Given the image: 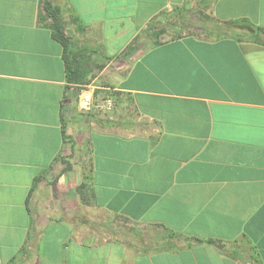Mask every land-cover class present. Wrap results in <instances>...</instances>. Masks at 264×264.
<instances>
[{
	"label": "crops",
	"instance_id": "obj_1",
	"mask_svg": "<svg viewBox=\"0 0 264 264\" xmlns=\"http://www.w3.org/2000/svg\"><path fill=\"white\" fill-rule=\"evenodd\" d=\"M53 2L119 105L79 121L41 0H0V264H264V0ZM155 224L202 241L149 250Z\"/></svg>",
	"mask_w": 264,
	"mask_h": 264
},
{
	"label": "trees",
	"instance_id": "obj_2",
	"mask_svg": "<svg viewBox=\"0 0 264 264\" xmlns=\"http://www.w3.org/2000/svg\"><path fill=\"white\" fill-rule=\"evenodd\" d=\"M191 10H186V8H177V12H175L173 15L177 14V16L180 17V21L176 22V20H173V35L176 34V36H182V32H191L192 28L194 27L192 24L189 16H187V12ZM183 16V17H182ZM40 18L42 21H49V27L52 31V34L55 39H57L64 47L65 50V58H66V69H67V81L70 83H73L74 85H81L84 82V69L82 66L81 61V54L76 53L72 49V43L71 38L66 32L65 23H64V17L63 12L60 6L56 5L53 0H41V10H40ZM206 20L209 19V23H213L217 26L216 29L220 33V35L228 34L229 31H232L234 29H231L229 26L236 24L237 22L231 21V22H220L218 20H212L209 16L205 17ZM201 21L202 19L199 18ZM73 20L79 25L80 28L84 29L83 24H81L80 18L77 15L73 16ZM188 21V22H186ZM244 23L241 25H245L246 28L250 29L252 31V38L260 43L262 42L259 38L264 37V27L255 25L253 23H250L246 20L243 21ZM135 42L137 40L135 39ZM160 39L155 38L154 43H159ZM134 49V43H131L127 48L123 51L122 55H128L132 50ZM85 185L82 184L79 187V190L82 191L84 189ZM185 238L187 240H196V241H202L198 238H191L188 236H185L183 233L173 230L167 226H161L160 224H155L154 228L149 229L147 232V235L145 239L147 240V246L146 248L149 250H165V249H171L173 248V244L170 242L171 239H179V238ZM208 243H212L216 246H221V241L216 240L213 238H209L207 240Z\"/></svg>",
	"mask_w": 264,
	"mask_h": 264
},
{
	"label": "rangeland",
	"instance_id": "obj_3",
	"mask_svg": "<svg viewBox=\"0 0 264 264\" xmlns=\"http://www.w3.org/2000/svg\"><path fill=\"white\" fill-rule=\"evenodd\" d=\"M203 12V11H201ZM187 16L190 14V12H187L186 13ZM169 15V14H168ZM169 17H173V20H176V22L180 21V17L177 16V14L175 15H169ZM183 17V16H182ZM184 33V32H182ZM71 38V37H70ZM71 43L72 45L74 44L71 40ZM73 49V48H72ZM73 51H75L76 53H79L81 54V61H82V66H83V69H84V72H85V76H84V82L83 84H81L80 86H75V92L77 94V102L76 104L74 105V108H73V112L77 115L79 114L80 116L84 115L85 116H88L89 113L90 114H101L102 111H91V112H87L85 110H82L79 108V97H80V93L81 91L86 87V85H98L101 81V79L103 78V75H101L102 71H103V68L105 66V62L109 61V56H106V55H103L99 49H96V48H86V49H73ZM121 56H123L121 54ZM100 91L101 89H95V93L99 96H103V95H100ZM75 94V93H74ZM84 117H80L79 118V121H83L82 123H86L85 119H83ZM80 124V123H79ZM86 125V124H84ZM80 129V128H79ZM85 131L86 129L88 130V127L87 125L84 127ZM81 129H80V132L81 133ZM117 226H119V229H124V230H128V231H137L138 229H136V225L134 226V224L132 223H128V222H117L116 223Z\"/></svg>",
	"mask_w": 264,
	"mask_h": 264
},
{
	"label": "built area",
	"instance_id": "obj_4",
	"mask_svg": "<svg viewBox=\"0 0 264 264\" xmlns=\"http://www.w3.org/2000/svg\"><path fill=\"white\" fill-rule=\"evenodd\" d=\"M78 103L79 108L87 112H112L115 111L119 105L114 95L97 96L95 88L91 85H86L81 91Z\"/></svg>",
	"mask_w": 264,
	"mask_h": 264
}]
</instances>
